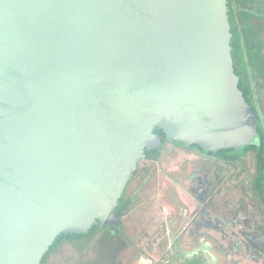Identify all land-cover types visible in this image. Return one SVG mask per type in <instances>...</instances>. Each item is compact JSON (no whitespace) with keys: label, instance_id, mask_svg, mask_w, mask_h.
Listing matches in <instances>:
<instances>
[{"label":"water","instance_id":"95a60500","mask_svg":"<svg viewBox=\"0 0 264 264\" xmlns=\"http://www.w3.org/2000/svg\"><path fill=\"white\" fill-rule=\"evenodd\" d=\"M228 0H0V264L116 225L146 152L260 145Z\"/></svg>","mask_w":264,"mask_h":264},{"label":"flooded vegetation","instance_id":"af4514ba","mask_svg":"<svg viewBox=\"0 0 264 264\" xmlns=\"http://www.w3.org/2000/svg\"><path fill=\"white\" fill-rule=\"evenodd\" d=\"M256 96L262 110L260 92ZM157 135L162 145L139 161L116 209L121 221L108 225L110 231L132 218L140 202L148 218H166V230L148 239L144 263L209 264V247L220 264H264V177L255 155L225 158L221 150L205 152L172 142L163 131Z\"/></svg>","mask_w":264,"mask_h":264},{"label":"trees","instance_id":"16d2710c","mask_svg":"<svg viewBox=\"0 0 264 264\" xmlns=\"http://www.w3.org/2000/svg\"><path fill=\"white\" fill-rule=\"evenodd\" d=\"M229 18L232 26V55L236 74L240 77V90L249 105L257 113L258 131L261 135L260 145L244 147L241 150H221L225 158L238 159L253 153L261 177H264V109L257 99V92L264 90V0H228ZM160 129H156L157 134ZM229 151V152H227ZM260 184L264 181L260 180ZM100 232L111 236H122V224L117 232L110 231L108 226H94L87 234H61L44 256L42 264H47L49 258L60 246L69 241L72 244L92 240Z\"/></svg>","mask_w":264,"mask_h":264},{"label":"rangeland","instance_id":"374dc122","mask_svg":"<svg viewBox=\"0 0 264 264\" xmlns=\"http://www.w3.org/2000/svg\"><path fill=\"white\" fill-rule=\"evenodd\" d=\"M260 97L264 109V91H260ZM247 165L251 167L249 163ZM148 216L142 203L137 202L132 218L122 219V236L100 232L90 241L74 244L65 241L47 264H146L141 255L146 251L148 239L155 241L159 232L166 230L163 227L166 218ZM152 257L157 258V254L153 253Z\"/></svg>","mask_w":264,"mask_h":264},{"label":"crops","instance_id":"0c3cea01","mask_svg":"<svg viewBox=\"0 0 264 264\" xmlns=\"http://www.w3.org/2000/svg\"><path fill=\"white\" fill-rule=\"evenodd\" d=\"M258 92H260V91H258ZM204 250H207L209 253H208V255L210 254V262H209V264H220L219 262H218V260L216 259V257L213 255V249L212 248H210V251H209V247H206V248H204ZM190 264H203L202 262H200V260H194V261H192Z\"/></svg>","mask_w":264,"mask_h":264}]
</instances>
